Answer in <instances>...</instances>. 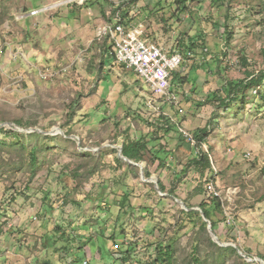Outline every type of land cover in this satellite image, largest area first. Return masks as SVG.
<instances>
[{
	"label": "rangeland",
	"instance_id": "obj_1",
	"mask_svg": "<svg viewBox=\"0 0 264 264\" xmlns=\"http://www.w3.org/2000/svg\"><path fill=\"white\" fill-rule=\"evenodd\" d=\"M41 2L0 0V262L150 264L158 247L170 245L173 264H261L264 82L220 104L200 97L193 77L183 89L184 76L171 75L180 99L171 112H188L191 133L208 129L203 143L216 172L201 179L187 165L200 146L183 147L174 123L155 111L158 104L146 105L159 100L95 33L119 13L127 23L142 22L151 41L201 56V76L236 81L245 68L264 71V0H193L182 10L172 0H90L22 19ZM166 119L174 125V151L185 154L180 159L160 135L157 125ZM55 128L62 133H51ZM139 139L155 148L137 162L142 173L118 157L124 142ZM157 153L167 154L160 166ZM209 182L221 195V213L213 217L221 239L215 235L252 261L216 247L207 225L204 231L187 215L186 205L199 209L209 199ZM86 244L91 257L81 249Z\"/></svg>",
	"mask_w": 264,
	"mask_h": 264
},
{
	"label": "built area",
	"instance_id": "obj_2",
	"mask_svg": "<svg viewBox=\"0 0 264 264\" xmlns=\"http://www.w3.org/2000/svg\"><path fill=\"white\" fill-rule=\"evenodd\" d=\"M89 1L42 0L39 6L24 13L22 19L36 18L64 8H81ZM146 30L147 28L142 22L127 23L117 13L111 21L97 26L95 39L98 42L108 39L112 46L114 61L131 70L138 78L142 79L147 85L150 95L159 100V102H154L147 99V106L153 108L154 103L177 106L180 99L178 95L171 92L169 79L173 73L179 71L185 61V57H191V53L187 52L183 55L173 50L172 47L167 48L163 45H158L148 39ZM154 108L160 114L161 106ZM177 131L180 137L190 146L197 148L200 146V149L208 157L210 170L216 172L213 157L206 149L204 143L198 144L193 133L185 128L177 126ZM206 191L210 197L221 200L220 193L210 182L206 185ZM227 222L230 223V220L227 219Z\"/></svg>",
	"mask_w": 264,
	"mask_h": 264
},
{
	"label": "trees",
	"instance_id": "obj_3",
	"mask_svg": "<svg viewBox=\"0 0 264 264\" xmlns=\"http://www.w3.org/2000/svg\"><path fill=\"white\" fill-rule=\"evenodd\" d=\"M174 5L179 9H185L187 2L193 1V0H172ZM112 47V46H111ZM111 58H114L113 50L110 52ZM243 64H245V61H243ZM244 78L241 80H224L222 82V86L215 90L209 97V99L212 102H220V104H224L225 102L234 101L241 96L242 98L246 97V92L248 90H256V88H259L263 82H264V71H259L258 73H255L253 71H249L247 68L244 69ZM264 99V96H261ZM75 105V104H74ZM74 105L70 106L71 109L70 112H73ZM162 121V120H161ZM165 122V123H164ZM163 122L162 131L163 134H168L170 131H172V127H170L171 123L167 121V119ZM170 123V125H168ZM18 127H20L19 123H16ZM5 134H8V131H3ZM193 136L195 137L198 144L203 143L205 139L208 137V129L207 126L203 128H198L193 132ZM148 152L147 148V141L146 140H135V141H128L124 142L122 144V150L121 154L129 159L130 161H133L135 163L143 161V154ZM31 159H34L33 153H31ZM117 162H121L119 159H116ZM158 166L161 165L160 159H158ZM189 168H192L195 170V172L198 174V176L203 179L204 177L208 175V170L210 169V163L208 160L207 155L204 152H197V156H195L189 163ZM34 174V173H33ZM32 174V176H33ZM145 177H149V173L147 171H144ZM157 187L161 192H165L164 185L157 181ZM170 195H174V192L170 189L168 191ZM187 208H191V206L186 205ZM200 211L203 213L204 218H206L211 226L212 230L216 235H218L216 231L217 223L214 220V214L221 213V205L218 202L217 199L209 197L208 200L202 201L198 205ZM188 216L195 217L199 220L200 226L199 228L202 230H206V223H204L199 216V214L196 211H188ZM219 239L220 236L218 235ZM216 247L218 245L215 244ZM222 251H234L233 248H221ZM261 259L264 260L263 257ZM150 264H173V253L170 245H167L163 248L158 247L156 250V254L151 261Z\"/></svg>",
	"mask_w": 264,
	"mask_h": 264
},
{
	"label": "crops",
	"instance_id": "obj_4",
	"mask_svg": "<svg viewBox=\"0 0 264 264\" xmlns=\"http://www.w3.org/2000/svg\"><path fill=\"white\" fill-rule=\"evenodd\" d=\"M153 41V40H152ZM157 44H159V42L157 41ZM160 45V44H159ZM191 59H189V60H185L184 61V63H183V65L181 66V68L179 69V71H177L176 73H178L180 76H184L183 78H184V85H183V89H186V87H185V85L188 83V81H189V78L190 77H193V81H194V83H195V85H196V90H197V92H198V95L200 96V97H208V96H210L215 90H217L220 86H222V82H221V80H220V78L218 77V76H212V73H210L209 75H207L206 77H203V76H201V69L198 67V66H201L202 65V63H201V56H191L190 57ZM214 77L216 78L215 80H213L214 79ZM214 84V85H213ZM219 87H218V86ZM156 104H158V106H161V111H160V113L161 114H163L165 117H167V118H169L170 119V121L172 122V123H174V125L177 127V126H180V127H182V128H189V126H191L190 124V121H187V116H186V114L188 113L186 110H184V111H180V107H173L175 110H176V112L173 114L172 112H171V109H170V105H167V104H159V103H156ZM157 116H159V115H157ZM158 118V117H157ZM159 121H161V119L159 120ZM157 126H159V127H161L162 125H157ZM171 134H172V132H169L168 134H160L161 136H164V138H165V140H166V142H169L168 143V145H169V148H166V151H171V152H173V153H175V154H171V156L173 155V157L175 156V159L176 158H179L180 159V154H181V152H179V151H174L175 150V148H176V146L177 145H175V143H173L172 142V140L170 139V138H168L169 136H171ZM163 142V143H162ZM183 142H184V144L185 145H183V147H187L186 145H188L184 140H183ZM183 142H181L182 144H183ZM161 143L162 144H164V141H161ZM154 145H153V143H152V145H150V147L148 146V148L150 149L151 147H153ZM153 149L155 150V148L153 147ZM183 150V152H186V150L185 149H182ZM185 150V151H184ZM156 154V153H155ZM183 154V153H182ZM159 155V153H157V155H155V156H157V158H159V159H161L162 160V158L164 159V156H166V155H164L163 157H162V155H160V156H158ZM195 155H196V151H193L192 153H191V155H190V159H192V158H194L195 157ZM183 156H185V154L184 155H182V157ZM161 157V158H160ZM181 157V158H182ZM86 242V241H85ZM92 243V242H91ZM82 246V245H81ZM82 250H83V252H84V254L87 256V257H91L90 256V251H89V249H88V246H87V244L86 245H83L82 246V248H81ZM18 260L19 259H16V260H13L12 262L13 263H15V264H18L17 262H18ZM21 260H22V262L24 263V264H28V262H27V259L26 258H23V257H21ZM11 262V263H12ZM0 264H2V262H0Z\"/></svg>",
	"mask_w": 264,
	"mask_h": 264
},
{
	"label": "water",
	"instance_id": "obj_5",
	"mask_svg": "<svg viewBox=\"0 0 264 264\" xmlns=\"http://www.w3.org/2000/svg\"><path fill=\"white\" fill-rule=\"evenodd\" d=\"M8 125L10 126L11 124H8ZM55 129H58V130L60 131V133H62L61 130H60L59 128H55ZM55 129H53V130L51 131V133H53ZM33 131L47 134V133H45V132H42V131H40V130H36V129H33ZM121 150H122V147H120V149H119L118 157H119L121 160L125 161L127 164L131 165V166L139 167L140 170H141V173H142V171H143V166H142L141 164H138V163H135V162H133V161H130L129 159H127L126 157H124V156L121 154ZM141 175H142V174H141ZM141 178H142L144 181H148V182L153 183V184H154V187L158 190V187H157L156 181H155L153 178L150 177V178H148V179H145L143 175L141 176ZM176 201H177L178 204H180V205H182V206L184 207V205H183V203H182L181 201H179V200H177V199H176ZM184 209L187 210V211H199V212H200L201 217L203 218L204 222H205L206 225H207V231H208L210 237L212 238V240H213L218 246L223 247V248L232 247V248H234V249L237 251L238 255L242 256V257H243L244 259H246L248 262H249V261H252V260H251L250 258H248L246 255H244V254H243V253H242V252H241L236 246H234V245H232V244H229V243H223V242H221V241L218 239V237L215 235L214 231L212 230V226H211L210 222H209L206 218H204L203 213H202L199 209H195V208H185V207H184ZM258 261H259L261 264H264V261H262V260H260V259H259Z\"/></svg>",
	"mask_w": 264,
	"mask_h": 264
},
{
	"label": "bare ground",
	"instance_id": "obj_6",
	"mask_svg": "<svg viewBox=\"0 0 264 264\" xmlns=\"http://www.w3.org/2000/svg\"><path fill=\"white\" fill-rule=\"evenodd\" d=\"M55 131H58V133H60V131H59L58 129H55L54 132H55Z\"/></svg>",
	"mask_w": 264,
	"mask_h": 264
}]
</instances>
